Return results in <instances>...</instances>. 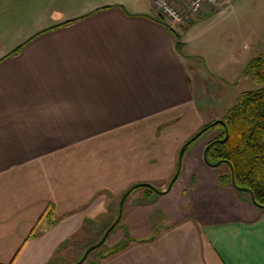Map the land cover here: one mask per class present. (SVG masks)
<instances>
[{
    "label": "crops",
    "instance_id": "obj_1",
    "mask_svg": "<svg viewBox=\"0 0 264 264\" xmlns=\"http://www.w3.org/2000/svg\"><path fill=\"white\" fill-rule=\"evenodd\" d=\"M31 1L45 2L0 0V16L22 18ZM201 7L176 34L150 0H81L0 48V264L76 261L63 242L76 241L95 210L106 212V199L171 176L179 146L200 125L186 59L214 57L231 82L264 47V0ZM198 160L208 168L202 151ZM208 183L185 194L196 201L213 191L214 204H181L98 264H264V208H225Z\"/></svg>",
    "mask_w": 264,
    "mask_h": 264
},
{
    "label": "rangeland",
    "instance_id": "obj_2",
    "mask_svg": "<svg viewBox=\"0 0 264 264\" xmlns=\"http://www.w3.org/2000/svg\"><path fill=\"white\" fill-rule=\"evenodd\" d=\"M79 3H81V0H45L42 4H34V2L31 1L26 16L22 18H10L5 17V14L1 15L0 48L11 42V40H15L17 36L19 37L21 34H24L23 32H26L29 28H32L36 21L49 16L52 10L61 9L67 11L72 6L78 5ZM195 14L196 13L192 15V18ZM186 25L179 27V25L173 24V26L180 28L179 31ZM29 34L30 33H28V35ZM28 35H25V37ZM179 51H181V49H179ZM212 51L213 50H211V52ZM183 56H185V54ZM189 58L190 59H186L187 62L185 64H187V72L191 83V100L193 99V103L196 104V110L198 111V117L200 119L199 127L211 119L220 118L233 103L238 92L256 86L250 76L243 73L244 68L237 80L229 82L223 80L226 77L221 73L220 69L215 66L214 57L206 55L205 57L198 56L197 58L199 59L193 57ZM217 132L218 128H209L205 130L188 145L184 152H182L183 156L180 161L178 173L172 181L168 191L160 192V188L167 185L170 177L175 171L176 162L173 173L167 180L155 179L152 183L153 185L146 182L148 183L147 185H151L154 190L145 194L144 198L137 192L139 188H136V190L132 192L133 188L126 196V200H123L120 216L112 228L107 232L105 238L91 251L87 252L84 259L77 264H98L99 259L103 256L102 253L107 251L110 246L121 242L127 236H136L144 232L155 230L159 227L163 217L167 216L169 212L178 209L181 204L188 203V205H190L191 203L199 209H201V206L204 207L208 202L214 204L216 196L213 191L203 190L196 196L198 197L196 201H191L189 195L185 194L187 189L191 191L192 194H195L197 189L195 185H209L208 179L210 178L214 180L218 188H215L216 186L213 185L208 187L219 192L220 198L225 202L223 204L225 208L231 207L228 204H234L240 201V207H244V203H248V205L255 210L259 209L260 207L250 204L252 201L246 191L235 188L231 183L222 184L216 180L218 174L227 170L225 164L218 163L216 165H208L204 162L208 167L205 168L201 161L198 160V154L202 151L204 143L215 136ZM208 171H211V173L209 172L206 174ZM204 181H207V183ZM178 190H181L180 192L182 193ZM122 193L123 192L117 195H111L109 200L106 199L103 202L106 212L103 213L101 210L98 211L100 208L95 210L93 213L94 218L87 219L85 224L79 229L76 241L71 240V243H63V248L67 246L68 250L74 249L77 251V256H79L88 245L95 243L100 238L104 229L114 220L118 201ZM226 193L229 195L228 198L224 197ZM185 197L187 198L185 199ZM216 202L218 203L217 199ZM224 213L228 214L229 212L226 211Z\"/></svg>",
    "mask_w": 264,
    "mask_h": 264
},
{
    "label": "trees",
    "instance_id": "obj_3",
    "mask_svg": "<svg viewBox=\"0 0 264 264\" xmlns=\"http://www.w3.org/2000/svg\"><path fill=\"white\" fill-rule=\"evenodd\" d=\"M243 73L248 74L256 86L237 93L233 103L220 117L225 127L221 122L210 124L213 120L211 119L200 126L205 128L196 137L209 128H218L217 134L203 145L206 147L207 161L214 162L219 159V163L226 165L227 170L218 174L216 180L222 184L230 183L231 171L234 187H241V190L246 191L249 196L252 195L253 204L264 208V47L247 59ZM225 133V138L221 139ZM196 137L185 144L183 152ZM137 186H142L147 191L154 190L151 185L139 182L126 193L124 200ZM45 213L52 214L50 207H47ZM53 219L51 217L49 220ZM32 233L31 231L30 234ZM124 244L125 241L118 242L106 253L114 252Z\"/></svg>",
    "mask_w": 264,
    "mask_h": 264
},
{
    "label": "water",
    "instance_id": "obj_4",
    "mask_svg": "<svg viewBox=\"0 0 264 264\" xmlns=\"http://www.w3.org/2000/svg\"><path fill=\"white\" fill-rule=\"evenodd\" d=\"M99 6H101V5L93 6V7H91L90 9H88L86 12H88V11H90V10H93V9L99 7ZM81 14H83V13H81ZM66 20H70V18L63 19V20H61V21H57V22H55V23H52V24L47 25V26H45V27H42V28H40V29L34 31L33 33H31L28 37L32 36L34 33L38 32V31L41 30V29H44V28H47V27H51L52 25H54V24H56V23L65 22ZM157 20H159L161 23H163L164 25H166L167 27H169V28L171 29V31H173L174 33H176V34L178 33V32L175 30V28L173 27V25H172L171 23H169L168 21L163 20V19H157ZM28 37H27V38H28ZM19 44H20V43H17V44L14 45L13 47H11V49H9L8 51H6L5 54L8 53V52H10V51H12L13 49H15ZM215 122H221V123L223 124V126H224V123L222 122V118H216V119H213L212 121H210V124H213V123H215ZM224 127H225V126H224ZM204 128H205V126L200 127L197 131H195L192 135H190V137H189L188 139H186L183 143H181V145H180V147L178 148V151H177V156H176V168H175V171H174V173L172 174V176L170 177V179H169V181H168V183H167L165 189H166V188H169L171 182L174 180V178L176 177V175H177V173H178L179 165H180V161H181V156H182V152H183V149H184L185 144H186L190 139L196 137V136L199 134V132L202 131ZM225 136H226V133L224 134V136H223L221 139L225 138ZM205 148H206V147H203V149H202V158H203V160H204L207 164H209V165H216V164H218V163L220 162L219 159L216 160V161H214V162H209V161L206 160V158H205ZM137 183H139V182H136V183H133V184L129 185V186L123 191V193L121 194V196H120V198H119V201H118L117 212H116L115 218H114V220H113V221H112V222H111V223H110V224L104 229V231L102 232L100 238H99L95 243L88 245V246L84 249V251L82 252V254L80 255V257H79L76 261H74V262H72V263H70V264H77V263H79L82 259H84L85 255L87 254V252H88L91 248L97 246V245H98V244H99V243L105 238L107 232L112 228V226L115 224V222L118 220V218H119V216H120V213H121V206H122V203H123V200H124V197H125L126 193L132 188V186H134V185L137 184ZM143 183H145L146 185L148 184V183H146V182H143ZM230 183H231L233 186H235L234 181H233V177H232V172H231V171H230ZM236 187L239 188L238 186H236ZM239 189H241V187H240ZM163 190H164V189H163ZM250 199H251V200L253 199L251 194H250ZM107 251H108V250H107ZM107 251L103 252L102 254H105Z\"/></svg>",
    "mask_w": 264,
    "mask_h": 264
},
{
    "label": "built area",
    "instance_id": "obj_5",
    "mask_svg": "<svg viewBox=\"0 0 264 264\" xmlns=\"http://www.w3.org/2000/svg\"><path fill=\"white\" fill-rule=\"evenodd\" d=\"M214 2L215 0H183L180 5H176L170 0H150L162 19L179 26L186 25L204 3Z\"/></svg>",
    "mask_w": 264,
    "mask_h": 264
}]
</instances>
